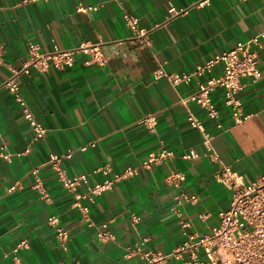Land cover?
<instances>
[{
  "label": "crops",
  "instance_id": "obj_1",
  "mask_svg": "<svg viewBox=\"0 0 264 264\" xmlns=\"http://www.w3.org/2000/svg\"><path fill=\"white\" fill-rule=\"evenodd\" d=\"M198 1L0 0V47L4 62L12 67L21 68L30 42L49 51L54 43L70 49L101 39L108 59L104 66L87 65L79 55L72 67L32 70L19 78L21 94L47 129L37 142L14 95L3 87L11 71L0 64V152L10 155L0 157V264H147L141 253L125 256L136 246L163 257L151 264H181L172 254L186 233H209L219 213L230 207L229 190L214 178L221 166H230L248 183L264 173V48L259 52L261 79L255 84L244 79L239 93L251 115L248 120L234 124L219 89L213 99L224 129H216L193 106L213 135L218 161L178 104L193 87L176 88L166 79H153L161 65L169 72L189 71L264 31V0H210L197 7ZM173 8L178 14L170 13ZM124 12L139 18L149 44L134 39ZM152 113L158 124L150 132L138 121ZM163 149L173 153L167 162L140 168L137 176L96 198L90 207L92 224L71 207L73 194L49 164L51 153L62 156L69 176L87 174L97 184L108 177L99 167L108 166L112 175L140 167L148 155ZM190 150L199 157L184 158ZM69 152L72 156L65 157ZM34 169L41 180L37 189ZM172 170L185 176L179 187L167 182ZM180 193L195 195L197 201L183 203L178 215L171 208ZM51 215L69 232L66 248L48 223ZM183 221L190 226L183 228ZM104 223L115 234L114 241L99 240ZM25 238L30 249L19 253L17 263L11 253Z\"/></svg>",
  "mask_w": 264,
  "mask_h": 264
},
{
  "label": "built area",
  "instance_id": "obj_2",
  "mask_svg": "<svg viewBox=\"0 0 264 264\" xmlns=\"http://www.w3.org/2000/svg\"><path fill=\"white\" fill-rule=\"evenodd\" d=\"M27 1L25 0V2ZM208 4H210V0H200L196 6L203 7ZM170 13L178 14L174 8L170 9ZM123 18L126 26L132 31L134 39L149 44L146 33L140 28L139 18L129 12H124ZM263 39L264 31L253 35L246 41L238 42L232 49L197 63L189 71L169 72L161 65L153 73L155 81L166 79L176 88L180 85L193 87L188 95L179 97L178 104L185 109L189 125L202 135L203 145L207 150H212L214 161H218L219 156L212 148L213 135L195 114L193 106L201 109L216 129H224L221 121V110L213 99V93L219 89L222 91L223 103L229 110L234 124L240 125L248 120L251 115L244 111L239 93L245 86L244 79L250 84H255L262 77L259 52L264 48ZM103 43L101 39L97 42L81 41L77 46L70 49H63L54 43L52 49L42 51L38 43L30 42L28 43L27 54L19 69L4 62L0 47V64L6 65L11 71L3 87L14 95L15 101L20 105L23 117L31 127L34 142L44 139L47 129L33 114L21 94L19 78L23 75L30 76L32 70L44 73L49 71L51 67L61 70L72 67L79 55L86 57L85 63L87 65L104 66L108 59L102 51ZM217 69L218 72H215ZM138 123L148 131L153 132L157 127L158 117L155 113L148 114L142 117ZM2 156L6 159L10 158V155H4L0 152V157ZM71 156L72 152H69L65 157L70 158ZM172 157L171 151L163 149L148 155L140 167L129 166L112 175H110L111 169L108 166L99 167L97 171L108 175V177L97 184H92L87 174L69 176L61 166L62 156L51 153L49 164L55 171L62 187L73 194L74 200L71 207L78 210L88 224H92L90 207L95 203L96 198L112 190L116 183L137 176L140 168L160 165ZM198 157L199 155L195 150H190L184 154V158L189 160ZM33 174L37 177L34 188H40L39 170L34 169ZM214 178L230 192L229 209L219 213V222L209 233L201 234L195 231L186 233L187 239L173 252V257L179 260L181 264H264V173L257 175L255 181L248 183L230 166L222 165L215 173ZM184 179L185 176L181 172L172 170L167 177V182L174 187H179ZM13 189L15 187L10 188V190ZM175 200L171 209L181 215L180 206L183 203H195L197 196L180 193ZM138 220L139 218L134 217V221L137 222ZM48 223L55 228L56 237L61 246L66 248L70 235L60 225L59 217L56 215L49 216ZM181 224L183 228L190 226V223L186 221ZM98 238L102 242H109L114 241L116 236L109 229V224L104 223L101 230L98 231ZM28 249H30V241L25 238L16 245L11 255L19 263V253ZM132 253H141V258L146 259L147 264L163 260L160 254L154 257L148 252H143L140 246L129 249L125 256L129 257ZM8 256V254L5 255V257Z\"/></svg>",
  "mask_w": 264,
  "mask_h": 264
}]
</instances>
